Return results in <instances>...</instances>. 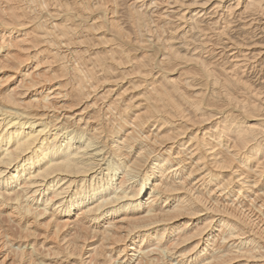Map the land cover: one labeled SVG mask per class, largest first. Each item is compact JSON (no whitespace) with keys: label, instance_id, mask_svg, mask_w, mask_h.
Instances as JSON below:
<instances>
[{"label":"bare ground","instance_id":"1","mask_svg":"<svg viewBox=\"0 0 264 264\" xmlns=\"http://www.w3.org/2000/svg\"><path fill=\"white\" fill-rule=\"evenodd\" d=\"M0 264H264V0H0Z\"/></svg>","mask_w":264,"mask_h":264}]
</instances>
